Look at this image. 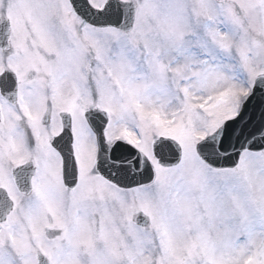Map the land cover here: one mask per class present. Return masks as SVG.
Instances as JSON below:
<instances>
[{"label":"snow or ice","instance_id":"1","mask_svg":"<svg viewBox=\"0 0 264 264\" xmlns=\"http://www.w3.org/2000/svg\"><path fill=\"white\" fill-rule=\"evenodd\" d=\"M0 264H264V0H0Z\"/></svg>","mask_w":264,"mask_h":264}]
</instances>
